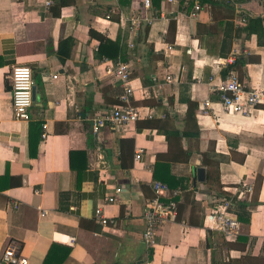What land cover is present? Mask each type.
<instances>
[{
  "label": "crops",
  "instance_id": "1",
  "mask_svg": "<svg viewBox=\"0 0 264 264\" xmlns=\"http://www.w3.org/2000/svg\"><path fill=\"white\" fill-rule=\"evenodd\" d=\"M52 1L0 0V264L11 242L28 264H264V102L251 113L215 104L235 59L241 82L264 85V3L241 0V23L225 0H199L197 17L196 0ZM254 17L262 25L249 33ZM91 29L112 41L109 55ZM117 60L143 116L94 133L92 119L122 93L108 71ZM17 64L36 86L28 120L13 114ZM156 180L182 193L177 220L149 245L143 212ZM223 195L241 223L234 240L210 226ZM99 208L115 222H98Z\"/></svg>",
  "mask_w": 264,
  "mask_h": 264
},
{
  "label": "built area",
  "instance_id": "2",
  "mask_svg": "<svg viewBox=\"0 0 264 264\" xmlns=\"http://www.w3.org/2000/svg\"><path fill=\"white\" fill-rule=\"evenodd\" d=\"M234 5L237 11L243 15L238 19L239 22H245L249 14L242 11L241 0H228ZM264 3V0H253ZM47 5L53 3L47 0ZM202 6L199 0L194 2L190 16L197 17ZM110 17L109 15L107 16ZM108 71L119 80L122 86V93L119 95L118 103L114 104L106 114L94 117L92 119V128L94 133L107 125L123 129L129 124L137 121L143 116L142 107H136L132 103L134 87L130 76L128 63L117 60L108 68ZM12 80V108L15 118L28 120L33 105V87L35 81L30 66L17 64L11 71ZM173 77L168 74L166 82H173ZM176 81V80H175ZM220 93V98L215 104L223 111L235 113H251L257 105L264 102V85L249 88L240 81L235 70L229 71L225 81L215 88ZM212 107V102L206 100L202 108ZM146 115H152L148 112ZM46 136V133L43 134ZM141 151L135 155L136 159L141 157ZM154 195L145 203L143 218L145 220V230L142 234L143 240L149 245H154L159 226L174 222L177 220L178 203L176 197L182 193V189H171L169 185L161 181H154L152 184ZM119 192L121 188H116ZM247 190H252V186H247ZM110 201H114L113 196H109ZM233 198L227 195L218 197L211 208V228L219 231L228 240H234L241 229V223L233 212ZM97 220L103 225L114 223L113 217L106 216L101 209H97ZM74 237L71 242L73 243ZM1 261L3 264H28V258L23 256L18 246L11 242L5 248Z\"/></svg>",
  "mask_w": 264,
  "mask_h": 264
},
{
  "label": "trees",
  "instance_id": "3",
  "mask_svg": "<svg viewBox=\"0 0 264 264\" xmlns=\"http://www.w3.org/2000/svg\"><path fill=\"white\" fill-rule=\"evenodd\" d=\"M201 1H202V2L204 1L205 3H208V4H215V3H218V2H219V0H201ZM66 2H67L66 0H58L57 6H58L59 8H61V6L65 5ZM225 6H226L229 10H233V8H235L234 5L231 4V3H230L229 1H227V0H225ZM54 14H55V13H54ZM261 23H262V20H261L260 17L250 18V19H248V23H247V26H246V30H248L249 33H254V32H257V33H258L259 28H260L261 25H262ZM174 28H175V21L172 20V22H171V24H170V28H169V29H170V32L173 31ZM90 35H91L92 37H94V38H98L99 41H100V52H99V54H100L101 56L109 55L110 52L107 51L106 48H107L108 45L112 46V45H111V44H112V41H111L109 38L105 37L104 35H102L101 33L97 32V31H95V30H93V29L90 30ZM69 42L72 44L73 40L69 39ZM103 46H104V48H103ZM69 47L71 48V45H69ZM117 54H118V53H113V55H115L114 57H116ZM221 54H222V53H221ZM63 61H65V60L63 59ZM237 61H238V60L235 59L234 63L229 64V65L226 67V70L224 71V72H225V74H224L225 76H227V74L229 73V71L235 69V65H236ZM193 116H194V115L192 114V117H193ZM124 141L133 142V139H131V138H126V139H124ZM204 162H205V161H204ZM242 206H245V204L242 205Z\"/></svg>",
  "mask_w": 264,
  "mask_h": 264
},
{
  "label": "water",
  "instance_id": "4",
  "mask_svg": "<svg viewBox=\"0 0 264 264\" xmlns=\"http://www.w3.org/2000/svg\"><path fill=\"white\" fill-rule=\"evenodd\" d=\"M36 99V86L33 87V100Z\"/></svg>",
  "mask_w": 264,
  "mask_h": 264
}]
</instances>
